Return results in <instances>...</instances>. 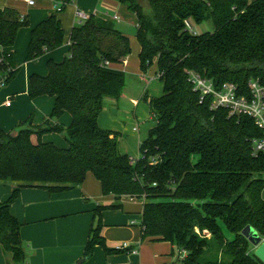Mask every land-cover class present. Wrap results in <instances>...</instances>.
<instances>
[{
  "label": "trees",
  "instance_id": "1",
  "mask_svg": "<svg viewBox=\"0 0 264 264\" xmlns=\"http://www.w3.org/2000/svg\"><path fill=\"white\" fill-rule=\"evenodd\" d=\"M114 1L136 18L142 73L156 66L164 84L165 94L149 102L156 125L135 162L119 152L116 135L99 127L106 101L119 102L127 82L126 73L111 66L123 64L132 47L115 20L91 15L72 30L65 60H50L46 77L30 79L31 99H55L51 117L37 132L24 129L33 127L32 117L14 131L16 136L0 129V182L16 184L12 196L0 202V245L12 264H25L22 225L11 214L21 189L65 192L81 186L91 173L103 195L115 201L96 209L83 264L97 246L108 254L121 252L107 247L101 217L122 209L129 199L142 203V240L176 246L177 260L165 264H263L242 235L251 226L264 238V153L252 151L253 140L263 132L247 116L212 110L211 99L202 103L189 76L199 74L216 86L234 83L243 93L250 79L264 82V0H145L150 14L141 0ZM59 14L32 29L28 61L64 45ZM209 21L212 32L189 29L191 23ZM29 26L17 11L0 8V48L9 51ZM2 68L7 72L3 85H8L18 71L13 56ZM66 112L72 123L64 128L58 121ZM51 133L64 134L68 147L44 143L42 136ZM34 135L38 144L32 142Z\"/></svg>",
  "mask_w": 264,
  "mask_h": 264
},
{
  "label": "crops",
  "instance_id": "2",
  "mask_svg": "<svg viewBox=\"0 0 264 264\" xmlns=\"http://www.w3.org/2000/svg\"><path fill=\"white\" fill-rule=\"evenodd\" d=\"M34 1V5L29 7L23 0L18 2L0 0V8L15 10L22 17L28 18L30 22L29 27L20 30L16 44L10 49L13 53L14 65L18 69L15 78L8 85H1L5 77L0 74V129L6 133L22 129L23 123L30 117L34 127H41L51 117L55 99L49 96L31 99V77L33 75L46 77L49 73L50 60L61 63L69 55L70 34L74 28L84 23L79 13L88 17L91 15L109 17L98 11V4L106 2L113 5V2H116L114 0H72L59 14L66 33L64 45L38 59L28 61L32 29L56 13L55 0ZM120 8L121 10L119 9L115 16L119 20H115V17L111 19L117 23L134 24L123 20L124 17L120 16L123 7L120 5ZM134 25L137 27V24ZM117 29L125 35L124 31ZM129 57L123 64L111 67L128 72ZM157 71L155 73L158 76ZM141 74L144 73L141 71ZM8 103H10L9 106ZM58 123L67 128L72 123V116L66 112ZM55 124V121H51V126ZM41 139L44 143H53L60 148L68 147L64 134H45ZM32 142L38 144L37 135L32 136ZM15 188L16 184L13 182H0V202L7 201ZM114 201L113 196L103 195L100 182L91 173L87 175L81 186L65 192L52 193L43 187L21 189L11 207V214L22 225L20 235L27 255L25 264H77L80 262L85 253L90 231L96 225V209L100 205H111ZM132 203H138L141 207L136 209ZM141 212L142 203L129 199L124 201L122 209L104 211L101 217L104 225L102 234L107 247L118 250V247L128 244L130 250H136L137 253H129L125 250L108 254L101 246H97L93 257L85 264H162V256L170 250L173 251L171 254L173 255L177 248L169 242L142 240ZM3 261L5 264H12L11 257L4 258Z\"/></svg>",
  "mask_w": 264,
  "mask_h": 264
},
{
  "label": "rangeland",
  "instance_id": "3",
  "mask_svg": "<svg viewBox=\"0 0 264 264\" xmlns=\"http://www.w3.org/2000/svg\"><path fill=\"white\" fill-rule=\"evenodd\" d=\"M145 8L147 2L141 0ZM114 4H98V11L104 15H108L110 18H114L119 12L120 5L116 2ZM118 8V9H116ZM149 10V9H148ZM150 11L148 14H150ZM120 16L124 17L123 20L133 22L136 24V18L130 11L124 7L120 12ZM132 20V21H131ZM116 23L117 28L124 31L125 35L130 39L132 47V54L128 59V72H126V87L121 95L119 102L114 100L106 101L103 112L99 116L98 124L99 127L108 131L118 137V148L122 155L128 156L134 162L139 160L141 157L140 145L143 143L150 134V131L156 125V119L154 118L150 100L153 98H160L165 94V88L163 82L156 75V67H153L145 75L141 74L139 55L141 52V45L136 38V27L134 24L126 22ZM195 33L202 34L205 32H212L214 30L211 21L206 22L202 25L192 24ZM145 96L148 100H145ZM116 112V114H115ZM28 128L32 132H37V127L24 126V129ZM264 198V192H263ZM132 206L139 209L141 206L138 203H132ZM224 235L228 240H232L234 236L221 224ZM197 234L200 235V230H197ZM207 239H211L212 235L205 233ZM251 252H255V248L252 246ZM169 251L162 256L163 263H171L177 260L178 253L174 250ZM177 253V254H176ZM10 257L8 253L0 245V262L5 264L4 258ZM162 263V264H163Z\"/></svg>",
  "mask_w": 264,
  "mask_h": 264
},
{
  "label": "built area",
  "instance_id": "4",
  "mask_svg": "<svg viewBox=\"0 0 264 264\" xmlns=\"http://www.w3.org/2000/svg\"><path fill=\"white\" fill-rule=\"evenodd\" d=\"M16 2L22 0H14ZM32 7L35 3L34 0H23ZM55 12L62 13L65 10L66 4L64 1L55 0ZM79 17L85 23L88 20V16L83 13H79ZM115 20H119L115 17ZM189 29L193 34H197L194 28L189 24ZM7 53V54H5ZM13 53L9 50L0 48V74L4 75V79L1 82L3 85L4 80L7 77V72L3 71V66L6 63V57H12ZM189 82L193 85L195 92L200 94L201 102L203 103L207 99H211V109H227L229 116L240 117L247 116L253 119L256 125L262 130L263 136L253 140L252 151L255 155L264 153V82L260 78L250 79L248 81V92L243 93L239 89L237 84L225 83L222 86H216V84L209 79L203 78L199 74L191 73L189 76ZM8 106L10 103L7 104ZM264 239V238H263ZM119 251H127L129 253H137L136 250H130L128 244L118 247ZM186 256V253L183 254Z\"/></svg>",
  "mask_w": 264,
  "mask_h": 264
},
{
  "label": "water",
  "instance_id": "5",
  "mask_svg": "<svg viewBox=\"0 0 264 264\" xmlns=\"http://www.w3.org/2000/svg\"><path fill=\"white\" fill-rule=\"evenodd\" d=\"M16 132L13 133V136H16ZM242 235L255 248V257L264 264V239L251 226H247L243 230ZM77 264H83V261H80Z\"/></svg>",
  "mask_w": 264,
  "mask_h": 264
}]
</instances>
